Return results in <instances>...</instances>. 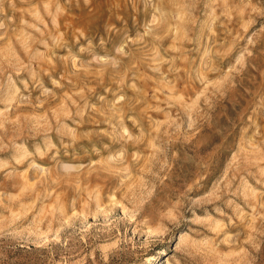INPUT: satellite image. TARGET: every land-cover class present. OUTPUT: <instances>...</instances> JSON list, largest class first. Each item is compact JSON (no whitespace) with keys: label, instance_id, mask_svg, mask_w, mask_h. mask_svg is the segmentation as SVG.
Wrapping results in <instances>:
<instances>
[{"label":"rangeland","instance_id":"rangeland-1","mask_svg":"<svg viewBox=\"0 0 264 264\" xmlns=\"http://www.w3.org/2000/svg\"><path fill=\"white\" fill-rule=\"evenodd\" d=\"M0 264H264V0H0Z\"/></svg>","mask_w":264,"mask_h":264}]
</instances>
